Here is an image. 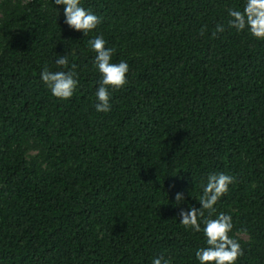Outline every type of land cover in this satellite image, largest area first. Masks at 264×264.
<instances>
[{
	"label": "trees",
	"instance_id": "1",
	"mask_svg": "<svg viewBox=\"0 0 264 264\" xmlns=\"http://www.w3.org/2000/svg\"><path fill=\"white\" fill-rule=\"evenodd\" d=\"M245 3L81 0L102 17L84 36L54 0H0V264H199L179 212L214 172L236 177L214 214L232 216L235 264H264V40L227 27ZM99 34L129 65L108 112ZM65 54L79 85L62 100L40 73Z\"/></svg>",
	"mask_w": 264,
	"mask_h": 264
},
{
	"label": "clouds",
	"instance_id": "2",
	"mask_svg": "<svg viewBox=\"0 0 264 264\" xmlns=\"http://www.w3.org/2000/svg\"><path fill=\"white\" fill-rule=\"evenodd\" d=\"M54 3L64 6V23L69 28L83 32L84 36L102 23V17L84 8L81 0H54ZM227 11L230 17L227 21L228 28H234L238 32L247 30L254 38L264 40V0H246L242 10L229 8ZM205 28L206 26L201 29V35L204 34ZM224 31L225 25L218 23L212 35L215 36ZM87 43L96 53L94 64L101 74V80L95 92L98 101L95 108L98 112H108L111 110L109 89H120L128 83L129 65L124 60L119 63L112 62L115 48L106 47L108 42L102 34L94 36ZM55 64L68 70L52 71L45 66L40 73V78L51 90L53 96L62 100L70 99L79 85L78 73L75 71L77 66L72 64L68 68L69 60L66 54L58 55ZM235 182V176L223 172L210 173L206 184L203 185L202 195L198 199L200 207L193 206L188 210L182 208L179 212L180 223L185 229H191L194 232L202 231L205 236L206 246L195 252L199 264H235L244 255V249L239 241L230 235L234 228L232 216L224 212L214 216L215 205L229 191V185ZM184 199L183 192H176V205ZM205 211L208 212L207 217H205ZM152 264H171V261L161 254L153 258Z\"/></svg>",
	"mask_w": 264,
	"mask_h": 264
}]
</instances>
